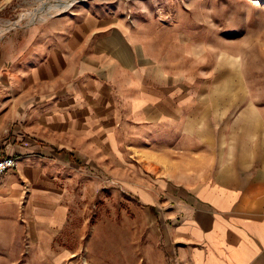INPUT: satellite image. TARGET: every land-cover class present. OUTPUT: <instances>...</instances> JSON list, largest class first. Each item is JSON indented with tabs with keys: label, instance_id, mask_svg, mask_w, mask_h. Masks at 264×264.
I'll return each mask as SVG.
<instances>
[{
	"label": "crops",
	"instance_id": "crops-1",
	"mask_svg": "<svg viewBox=\"0 0 264 264\" xmlns=\"http://www.w3.org/2000/svg\"><path fill=\"white\" fill-rule=\"evenodd\" d=\"M126 26L76 6L0 45V157L17 161L0 182V243L17 259L30 248L65 264L85 250L88 264H140L148 226L151 249L163 246L152 264H264V105H220L248 94L218 86L214 104L190 106L197 91L165 73L119 99L118 76L135 64ZM217 64V77L238 72ZM98 161L114 162L97 167L101 182Z\"/></svg>",
	"mask_w": 264,
	"mask_h": 264
},
{
	"label": "rangeland",
	"instance_id": "rangeland-1",
	"mask_svg": "<svg viewBox=\"0 0 264 264\" xmlns=\"http://www.w3.org/2000/svg\"><path fill=\"white\" fill-rule=\"evenodd\" d=\"M67 1L19 0L13 6L0 8V28L6 30L5 25L20 19L24 27L45 23L69 14L76 6L106 7L117 15H123L124 23L128 25L125 27V34L133 38L135 64L118 76L116 91L119 99L123 96L125 101L127 96L135 95L137 80H146L148 76L158 74L162 77V73H165L172 80L181 79L183 75L188 88L197 91L198 96L190 106L214 104L211 91L218 86L219 89L244 90L248 94V97L219 99L220 105H264V0H84L73 4L68 10L47 16L45 21L39 20L31 24L32 15L42 13L48 5ZM28 11H32L29 13L31 15L25 13ZM10 34L0 41V45ZM217 62L234 64L237 74L228 79L229 82L222 76L217 77ZM221 72L227 73L223 70ZM157 86H161L159 82ZM122 114L126 115L127 111L124 110ZM136 120L132 123L141 128L140 134L136 136L138 137L146 133V124L142 118L138 119V124ZM12 131V127L7 128V136ZM0 133L4 131L0 130ZM16 139L19 138L15 136ZM96 164L97 166L91 167L95 181H100L96 177L99 174L97 167L112 173L114 171V162L98 161ZM111 185L109 183V187ZM124 200V212H136L135 205L127 204L129 201ZM140 229V264H152L161 260L158 255H162L163 246L152 250L156 238L150 227L141 226ZM160 243L162 244V240ZM9 246L10 243H0V264H54L48 259L37 257L30 248L28 254L21 259L13 258ZM84 252L85 250L77 253L65 264H84L85 261L88 264ZM125 262L135 264V258Z\"/></svg>",
	"mask_w": 264,
	"mask_h": 264
},
{
	"label": "built area",
	"instance_id": "built-area-1",
	"mask_svg": "<svg viewBox=\"0 0 264 264\" xmlns=\"http://www.w3.org/2000/svg\"><path fill=\"white\" fill-rule=\"evenodd\" d=\"M30 12H32V11H30ZM30 12L28 11L25 13L29 14ZM29 15H31V14H29ZM22 17H23V15H22ZM42 19L43 18H38V16H33L31 24H34L36 21H39V20L41 21ZM1 27H4V26H1ZM5 27H6V30H2L0 28V30H1L0 31V41L3 40L4 38H6L11 32L17 30L18 28H22L24 26L21 25V19H20L18 21H15V22L9 23L8 25H5ZM7 27H8V29H7ZM16 166H17V161H16L15 157H13V156H2V157H0V182L2 181L4 176L9 171L15 169ZM84 264H87V262L85 261Z\"/></svg>",
	"mask_w": 264,
	"mask_h": 264
},
{
	"label": "bare ground",
	"instance_id": "bare-ground-1",
	"mask_svg": "<svg viewBox=\"0 0 264 264\" xmlns=\"http://www.w3.org/2000/svg\"><path fill=\"white\" fill-rule=\"evenodd\" d=\"M80 1H84V0H68L67 2H63V3H58L56 5H48L47 9L45 11H42V13H39L37 15H33V16H38V18H43L42 21H45L44 18H46L47 16H51L53 14H57L60 12H63L65 10H68L73 4L80 2Z\"/></svg>",
	"mask_w": 264,
	"mask_h": 264
},
{
	"label": "trees",
	"instance_id": "trees-1",
	"mask_svg": "<svg viewBox=\"0 0 264 264\" xmlns=\"http://www.w3.org/2000/svg\"><path fill=\"white\" fill-rule=\"evenodd\" d=\"M69 158H74L73 155H69Z\"/></svg>",
	"mask_w": 264,
	"mask_h": 264
}]
</instances>
